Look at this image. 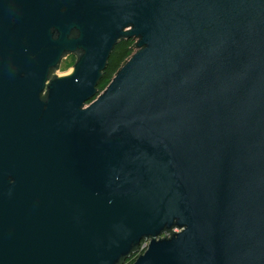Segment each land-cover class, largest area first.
I'll return each mask as SVG.
<instances>
[{"label": "water", "instance_id": "obj_1", "mask_svg": "<svg viewBox=\"0 0 264 264\" xmlns=\"http://www.w3.org/2000/svg\"><path fill=\"white\" fill-rule=\"evenodd\" d=\"M142 241L131 264H264V0H0V264Z\"/></svg>", "mask_w": 264, "mask_h": 264}, {"label": "trees", "instance_id": "obj_2", "mask_svg": "<svg viewBox=\"0 0 264 264\" xmlns=\"http://www.w3.org/2000/svg\"><path fill=\"white\" fill-rule=\"evenodd\" d=\"M134 44V40H123L114 48L108 60L107 67L103 72V78L98 84V93L107 87L121 66L135 52ZM131 263L132 261L130 260L129 264Z\"/></svg>", "mask_w": 264, "mask_h": 264}, {"label": "flooded vegetation", "instance_id": "obj_3", "mask_svg": "<svg viewBox=\"0 0 264 264\" xmlns=\"http://www.w3.org/2000/svg\"><path fill=\"white\" fill-rule=\"evenodd\" d=\"M124 40H134L136 41L135 38H131V39H124ZM123 41V40H122ZM77 60V55L72 53V52H67L65 53L59 63L57 64V67L55 69H50L49 72H50V79L51 77H55V76H58L60 74H64V73H67L75 64ZM46 96V93L44 92L41 97L44 99Z\"/></svg>", "mask_w": 264, "mask_h": 264}, {"label": "built area", "instance_id": "obj_4", "mask_svg": "<svg viewBox=\"0 0 264 264\" xmlns=\"http://www.w3.org/2000/svg\"><path fill=\"white\" fill-rule=\"evenodd\" d=\"M175 232H178L177 229H174ZM148 247V242L147 241H142L140 243V248H139V251L133 256V258L131 259V261H133V259H135L138 255L142 254L145 252V250L147 249Z\"/></svg>", "mask_w": 264, "mask_h": 264}, {"label": "rangeland", "instance_id": "obj_5", "mask_svg": "<svg viewBox=\"0 0 264 264\" xmlns=\"http://www.w3.org/2000/svg\"><path fill=\"white\" fill-rule=\"evenodd\" d=\"M101 92V91H100ZM130 261V260H129ZM129 261L126 262V264H129Z\"/></svg>", "mask_w": 264, "mask_h": 264}]
</instances>
